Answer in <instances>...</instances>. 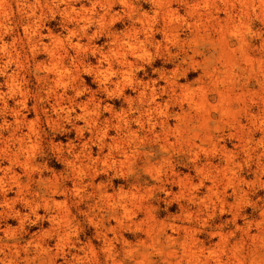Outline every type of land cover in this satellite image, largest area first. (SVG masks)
Listing matches in <instances>:
<instances>
[{
	"label": "rangeland",
	"instance_id": "1",
	"mask_svg": "<svg viewBox=\"0 0 264 264\" xmlns=\"http://www.w3.org/2000/svg\"><path fill=\"white\" fill-rule=\"evenodd\" d=\"M10 2L15 10L14 0H7V4ZM84 2L89 8V0ZM158 2L164 10L170 8L175 14L173 37L156 33L153 43L147 45V56L129 57L136 64L125 75L129 80L123 87L115 91L110 85L109 91L104 92L99 90L94 74H82L81 78L88 91H99L96 98L101 106L109 105L108 110L126 120L131 115L138 116L137 98L142 88L148 93L154 88L164 113L162 118L173 130L182 113L188 112L185 91L200 92L212 115L209 136H203L199 124L188 134L180 126L183 138L171 133L169 143L165 146L161 142L163 148L159 151L158 141L145 121H141L144 125L133 118L130 127L137 131L139 154L123 164L112 163L108 149L100 151L94 127L81 122L78 123L83 128L81 133L63 124L53 129L43 109L33 108L37 100L31 97L27 110L22 109L21 113L38 129L35 149L38 163L46 168L47 177L52 180L55 177L64 185L56 197L64 208L58 217H64L67 211L73 225L70 241L94 248L88 264H166L168 251H182L184 247L202 251L198 264H215L213 259L205 258L210 251H224L222 256L229 264H236L232 251L240 254L243 264H264V0H209L213 4L210 19L199 17L210 8H205V0H146L139 5L133 1L140 14H151ZM191 7L199 15L191 16ZM115 12L118 14L111 30L121 33L130 29L134 16L119 4ZM158 22L162 24L160 19ZM135 24L138 32L140 25ZM45 27L60 30L59 17L49 18ZM134 34L132 30L130 36ZM96 44L105 51L114 45L105 34L97 37ZM90 62L95 66V59ZM33 74L32 69L30 77H26L32 91L36 86ZM128 100L134 101L132 107ZM13 105V100L9 101V107ZM151 116L155 122V114ZM108 117V111H102L101 120ZM7 120L13 121L11 117ZM22 131H26L25 127ZM194 134L198 136L195 139ZM115 136V131H110L109 138ZM82 142L92 157H100L95 186L100 185L113 200L119 191L129 192L130 219H122V224L114 220L106 224L116 251L101 250L98 236L101 227L90 222L89 201L73 192L74 179L70 173L66 175L68 170L57 151L62 148L63 154H67L69 143L78 149ZM144 153L149 155V164ZM91 190L86 189L87 193ZM101 200L99 203L106 208L107 202ZM53 213L55 209L51 210ZM23 214L27 215L23 226L16 221L6 224L8 234L25 242L48 240L42 234L52 228L47 218L35 222L29 211ZM39 216H47L45 210L39 211ZM0 227L5 228L1 218ZM160 228L163 231L157 242L152 238ZM124 242L125 247L138 251H119ZM49 243L52 246L54 239ZM66 258L71 260L70 256ZM64 261L58 259L57 264H66Z\"/></svg>",
	"mask_w": 264,
	"mask_h": 264
},
{
	"label": "bare ground",
	"instance_id": "2",
	"mask_svg": "<svg viewBox=\"0 0 264 264\" xmlns=\"http://www.w3.org/2000/svg\"><path fill=\"white\" fill-rule=\"evenodd\" d=\"M84 1L86 0H14V10L12 2L7 4V0H0V218L5 227H0V264H57L58 259L65 260L66 264H88L89 253L94 251L91 245L80 246L70 241L73 225L67 211L64 217H58L64 208L56 197L64 185L55 177L53 180L47 177L46 168L38 163L35 154L38 129L33 121H27L26 115L21 113L22 109L27 110L31 97L37 100L33 108L43 109L46 120L53 129L69 125L81 133L83 128L78 125L81 122L94 127L95 135L98 136L95 138L97 145L100 151L108 149L107 156L111 157L112 163L123 164L130 157L139 154L137 131L130 127V120L133 118L139 123L145 121L149 132L158 141L159 151L163 148L161 142L165 146L169 143L171 133L175 132L179 138H183L180 126L188 134L199 124L204 130L203 136H209L208 123L212 115L206 107L204 94L200 92L194 94L190 90L185 91L183 97L188 104V112L182 113L175 130L162 118L164 113L156 100L158 96L154 88L149 93L146 88L139 92L137 117L131 115L126 120L108 110L109 105L101 106V101L96 98L99 91H88L81 75L94 74L101 91H109L110 85L118 91L129 80L125 75L136 64L129 57L137 59L147 56V45L153 43L156 33H161L166 38L173 37L172 22L176 17L170 8L164 10L160 2L153 7L151 14H140L133 1L139 5V2L146 0H89V8L84 5ZM116 4L124 7L140 25L137 32L135 22L131 24L130 29L135 31L133 36H130V29L121 33L111 30L112 22L116 20L114 16L118 14L115 12ZM212 5L209 0H205V8L210 7L208 11L199 15L191 7L190 14L213 18ZM55 16L60 19L58 31L45 27L46 21ZM130 20L133 21L132 18ZM104 34L114 44L106 51L96 44L97 37ZM42 56L45 59L41 60ZM91 59H95V66H92ZM32 69L36 81L34 91L30 89L26 78ZM11 100L13 107H9ZM128 104L132 107L134 101L128 100ZM102 111H108L110 117L101 120ZM153 113L155 122H152ZM7 117H11L13 121L10 122ZM22 127H25V132ZM157 127L160 128L159 132L156 131ZM110 131H115L116 136L109 138ZM5 133L7 136H4ZM197 137L194 134V139ZM105 139L110 142L107 144ZM57 151L68 170L66 175L70 173L74 179L73 192L89 201L90 222L101 227L98 229L101 250L116 251L112 244L114 238L109 235L111 229H107L106 224L110 225L113 220L122 224V219H130L132 209L129 192L121 190L113 200L100 185L95 186L94 182L99 177L96 164L100 157H92L85 142L78 149L74 143H69L67 154H63L62 148H57ZM144 155L146 164H149V155ZM88 188L92 189L89 193L86 191ZM101 199L107 202L106 208L99 203ZM42 209L47 215L44 218L39 216ZM52 209H55L53 214ZM25 211L35 217V222L47 218L52 228L42 234L48 240L33 239L25 242L23 238L8 234L6 224L16 221L23 226L27 217L23 214ZM161 230L163 228L156 231L153 240L159 242ZM51 238L54 239L52 246L49 243ZM168 239L172 243L170 236ZM126 245L119 251H138L125 247ZM223 252L210 251L205 258L213 259L215 264H229L223 258ZM202 254V251L198 253L188 247H184L182 251L171 250L166 253V264H198ZM66 256H70L71 260H67ZM231 256L236 264H243L237 251H232Z\"/></svg>",
	"mask_w": 264,
	"mask_h": 264
}]
</instances>
